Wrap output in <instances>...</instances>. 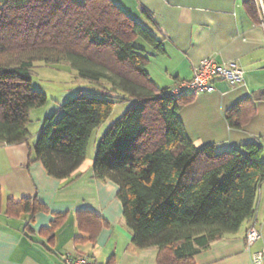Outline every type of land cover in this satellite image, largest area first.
Returning <instances> with one entry per match:
<instances>
[{
  "label": "trees",
  "instance_id": "16d2710c",
  "mask_svg": "<svg viewBox=\"0 0 264 264\" xmlns=\"http://www.w3.org/2000/svg\"><path fill=\"white\" fill-rule=\"evenodd\" d=\"M244 4L258 20L256 0ZM138 38L159 42L113 0H0V140L27 141L30 110L47 101L32 85L37 61H67L95 84L93 92L65 101L62 115L47 117L38 133L34 158L57 178L71 177L86 159L92 134L116 103L130 100L97 142L95 176L118 183L137 247H157L158 264H194L196 253L254 216L264 149L260 142L225 151L214 142L196 145L178 116L182 100L193 95L160 93ZM246 100L227 111L231 126L253 112ZM39 205L34 198L9 201L19 212L33 213ZM77 214L94 238L104 219L91 209Z\"/></svg>",
  "mask_w": 264,
  "mask_h": 264
},
{
  "label": "crops",
  "instance_id": "0c3cea01",
  "mask_svg": "<svg viewBox=\"0 0 264 264\" xmlns=\"http://www.w3.org/2000/svg\"><path fill=\"white\" fill-rule=\"evenodd\" d=\"M113 1L158 39L157 46L144 38L136 41L148 55L146 69L158 89L190 78L204 57L236 61L243 67L244 83L231 85L218 77L213 80L215 90L182 100L178 116L196 145L214 142L217 151H225L243 148L247 142H260L264 149V0H256L258 20L251 17L244 0ZM247 98L253 112L240 126H231L227 111ZM112 115L96 130L92 155L103 131L113 121ZM32 134L18 143L0 140V264H64L68 252L89 254L102 264H158L157 247L142 249L134 244L118 196L119 185L95 176L94 157L89 158L88 149L85 161L71 177L60 179L34 158L38 134ZM24 198L40 203L36 211L9 209L10 199L19 202ZM80 209H91L104 219L94 238H90L88 224L85 230L80 227ZM253 224L263 236L248 250L246 234ZM261 247L264 183L258 191L254 216L245 220L237 232L224 235L196 253L193 261L252 264V251Z\"/></svg>",
  "mask_w": 264,
  "mask_h": 264
},
{
  "label": "rangeland",
  "instance_id": "374dc122",
  "mask_svg": "<svg viewBox=\"0 0 264 264\" xmlns=\"http://www.w3.org/2000/svg\"><path fill=\"white\" fill-rule=\"evenodd\" d=\"M32 85L47 95V101L44 104L35 106L30 110L28 128L33 134H38L37 132L47 117L53 116L57 119L62 115V105L65 101L77 96L80 92H93L95 87L93 82L80 76L67 61L58 63L35 62L32 69ZM130 102V100H124L116 103L111 120L122 114L130 106ZM95 133L96 131L89 143V158L94 157L96 151L95 147L92 155V141L95 139Z\"/></svg>",
  "mask_w": 264,
  "mask_h": 264
},
{
  "label": "built area",
  "instance_id": "2783aa9c",
  "mask_svg": "<svg viewBox=\"0 0 264 264\" xmlns=\"http://www.w3.org/2000/svg\"><path fill=\"white\" fill-rule=\"evenodd\" d=\"M264 25V12H263ZM223 78L231 85L242 84L245 81L243 67L236 61L219 62L214 57H204L193 70V75L188 79H182L165 88L160 93L164 96L180 98L186 95H197L202 92H210L216 89L213 80ZM263 234L255 224L250 226L246 234V248L251 250L253 245L262 238ZM64 264H101L89 254L64 255ZM252 264H264V247L252 251Z\"/></svg>",
  "mask_w": 264,
  "mask_h": 264
}]
</instances>
